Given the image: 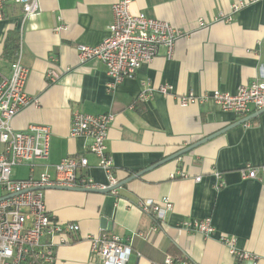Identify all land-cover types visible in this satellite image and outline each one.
Masks as SVG:
<instances>
[{"label": "crops", "instance_id": "obj_1", "mask_svg": "<svg viewBox=\"0 0 264 264\" xmlns=\"http://www.w3.org/2000/svg\"><path fill=\"white\" fill-rule=\"evenodd\" d=\"M116 1L39 0L34 15L24 19L19 7L9 6L0 21V73L8 76L14 61L4 57L12 32L17 55L21 52L22 63L30 70L27 94L38 101L16 116L12 127L51 130L50 156L36 162V178L54 175V165L65 158L84 156L89 166L82 174L97 185H109L100 160L86 153L90 141L70 136L75 111L114 116L106 145L119 184L243 119L221 111L213 101L181 107L178 97L214 91L236 94L241 86L264 81V0L245 6L231 23L213 20L249 0H132V14L168 22L188 36L177 40L171 58L161 47L134 78L108 89L113 81L106 66L100 61L81 65L78 47H96L104 41ZM199 19L210 25L199 28ZM51 70L61 76L49 85L46 75ZM162 85L172 88L169 95L158 91ZM150 88L151 99H141ZM258 165H264V112L113 193L48 190L46 206L53 219L80 227L70 243L57 245L56 264H99L91 256L89 237L127 242L136 233L147 239L135 237L128 264H164L170 256L186 264H264V185L240 176L243 167ZM214 171L223 174L225 187L220 191L214 187ZM178 172L187 177L173 178ZM31 176L28 166L13 170L16 180ZM163 198L171 201L173 211L165 228L154 231L156 219L143 213L138 203ZM207 217L216 229L213 237L181 229L183 222ZM103 219L110 228H104ZM219 235L233 237L237 249L259 259L239 261L218 241Z\"/></svg>", "mask_w": 264, "mask_h": 264}, {"label": "built area", "instance_id": "obj_2", "mask_svg": "<svg viewBox=\"0 0 264 264\" xmlns=\"http://www.w3.org/2000/svg\"><path fill=\"white\" fill-rule=\"evenodd\" d=\"M260 0L237 3L230 12L220 14L213 22L231 23L233 17L248 4ZM132 0H117L112 5V24L108 35L96 47L80 45L78 47L79 63L91 61L102 62L107 75L113 83L111 89L126 79L135 77L137 71L150 64L158 55L161 47L166 49L171 58L178 39L187 37L180 29L170 23L149 18L144 14L131 13ZM19 7L24 19L34 15L39 9V0H0V21L4 19L6 8ZM210 25L203 19L198 20V27ZM30 70L23 65L21 52L11 63L8 76L0 73V264H56V247L58 244L70 243V236L80 229L77 224L56 222L46 206V192L52 187L104 189L116 185L111 158L107 155V139L112 114L90 115L80 111L73 112L70 122V136L83 138L90 143L86 153L100 160V166L107 173L108 186L95 184L82 174L89 166L86 157H68L54 165V175L41 174L33 176L37 161L47 160L50 156L51 130L48 126H31L25 131H15L12 122L24 109L36 105L38 101L29 97L26 86ZM61 73L48 71L46 80L49 85L59 81ZM147 90V89H146ZM143 91L140 98L151 99L154 89ZM172 88L162 85L158 91L169 95ZM147 92V93H146ZM213 101L223 112L233 113L245 118L251 111L264 110V81L254 80L249 85L239 87L236 94L214 91L196 96L186 94L178 97L181 107ZM30 167L32 176L26 180H16L13 170L20 166ZM215 189L225 187L223 174L214 171ZM243 181H256L264 185V165L245 166L240 170ZM186 178L184 172H178L173 178ZM201 181V177L195 179ZM2 199V200H1ZM138 207L147 215H152L156 228H165L167 215L173 211V204L168 198L158 202H139ZM181 229L193 231L205 238L216 233L211 217L183 222ZM135 237L147 239L144 233H136L121 242L116 237L88 238L90 253L99 264H128L132 256V241ZM59 239V242L57 241ZM239 261H257L258 256L239 250L233 237L219 235L217 238ZM164 264H186L184 259L167 257Z\"/></svg>", "mask_w": 264, "mask_h": 264}, {"label": "water", "instance_id": "obj_3", "mask_svg": "<svg viewBox=\"0 0 264 264\" xmlns=\"http://www.w3.org/2000/svg\"><path fill=\"white\" fill-rule=\"evenodd\" d=\"M263 112H264V110L256 113L255 115L245 117L242 120H240L239 122H237L236 124H234V125H232L230 127H227L225 129H223V130H221V131H219V132H217V133H215V134H213V135H211V136H209V137H207V138H205V139H203V140H201V141H199V142H197V143H195V144H193V145H191L189 147H187L186 149L180 151L179 153H177V154H175V155H173V156H171V157L159 162L158 164H156V165H154V166H152V167H150V168L138 173L136 176H133V177H131V178L119 183V184L113 185L111 187H106L104 189H90V190L89 189H81V188H73V189H71V188L52 187V188H49V190L52 189V190H66V191H84V192L100 193V194L113 193L116 190H118L121 187H123L124 185H126L127 183H129L132 180H134L136 177H140L141 175L145 174L146 172H148V171H150V170H152L154 168H157L158 166H161V165H163V164H165V163H167L169 161H172V160H175V159L181 157L182 155H184V154L194 150L195 148H197V147H199V146H201V145L213 140L214 138L220 136L221 134L226 133L228 130H230L231 128H233L235 126L246 124L251 119L257 117L258 115H260ZM102 223H103L104 228H110V226H111V223H109L106 219H103Z\"/></svg>", "mask_w": 264, "mask_h": 264}, {"label": "trees", "instance_id": "obj_4", "mask_svg": "<svg viewBox=\"0 0 264 264\" xmlns=\"http://www.w3.org/2000/svg\"><path fill=\"white\" fill-rule=\"evenodd\" d=\"M14 33H9L4 44V57L7 59H15L18 51L17 39Z\"/></svg>", "mask_w": 264, "mask_h": 264}, {"label": "rangeland", "instance_id": "obj_5", "mask_svg": "<svg viewBox=\"0 0 264 264\" xmlns=\"http://www.w3.org/2000/svg\"><path fill=\"white\" fill-rule=\"evenodd\" d=\"M1 194V193H0Z\"/></svg>", "mask_w": 264, "mask_h": 264}]
</instances>
